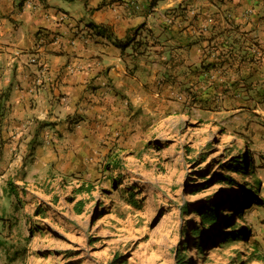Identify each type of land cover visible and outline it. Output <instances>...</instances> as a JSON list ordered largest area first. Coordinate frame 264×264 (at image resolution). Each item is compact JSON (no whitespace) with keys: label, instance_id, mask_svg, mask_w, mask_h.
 I'll use <instances>...</instances> for the list:
<instances>
[{"label":"rangeland","instance_id":"rangeland-1","mask_svg":"<svg viewBox=\"0 0 264 264\" xmlns=\"http://www.w3.org/2000/svg\"><path fill=\"white\" fill-rule=\"evenodd\" d=\"M229 46L195 82L160 69L154 83L138 76L132 102L119 96L81 132L68 118L73 137L57 134L30 159L34 149L6 147L0 129V264H264V55L255 43ZM145 47L133 41L132 52ZM242 156L254 164L244 179L226 171ZM256 182L262 203L239 213ZM209 201L223 210L217 225L201 221ZM232 229L242 237L224 241Z\"/></svg>","mask_w":264,"mask_h":264},{"label":"crops","instance_id":"crops-1","mask_svg":"<svg viewBox=\"0 0 264 264\" xmlns=\"http://www.w3.org/2000/svg\"><path fill=\"white\" fill-rule=\"evenodd\" d=\"M149 1L0 0V129L6 147L34 149L25 159L37 156L57 134L73 137L68 118L81 119L73 129L81 132L113 111L119 96L132 102L136 78L154 83L158 69L200 80L198 68L217 61L209 54L225 60L236 51L231 40L255 43L264 55V0H156L151 8ZM132 40L147 43L143 55L132 52ZM249 60L235 65L245 67ZM258 135L264 163V130Z\"/></svg>","mask_w":264,"mask_h":264},{"label":"trees","instance_id":"trees-1","mask_svg":"<svg viewBox=\"0 0 264 264\" xmlns=\"http://www.w3.org/2000/svg\"><path fill=\"white\" fill-rule=\"evenodd\" d=\"M156 0H150L147 4V7H153ZM254 170V164L252 161L247 160L244 156L238 157V159L232 160L231 164H229V168L226 170L229 174H237L242 179H244L246 176L251 175ZM224 184L229 187L232 191L239 190V185L236 184L234 178L231 176H225L224 178ZM8 189L10 188V193L8 192L7 195L15 193L14 186L11 182L7 183ZM236 189H233V188ZM258 190H259V183H253L250 186V189L243 190L242 192V201L237 206L239 208V213L242 211H245L251 204L260 205L262 203L260 198L258 199ZM208 205L201 204L197 207V209H203L204 212L200 215L201 221L206 222L207 225H211L216 223L217 225V210L223 211L221 208H219L218 204L216 202L209 201L207 203ZM226 223H228V219L226 220ZM215 225V224H214ZM233 227V226H232ZM198 228H193L190 232L191 235L199 234ZM224 241L231 240V239H240L242 236L240 231L232 229L230 231L224 232ZM176 264H184L183 258L181 256L176 257Z\"/></svg>","mask_w":264,"mask_h":264},{"label":"bare ground","instance_id":"bare-ground-1","mask_svg":"<svg viewBox=\"0 0 264 264\" xmlns=\"http://www.w3.org/2000/svg\"><path fill=\"white\" fill-rule=\"evenodd\" d=\"M177 115H174L171 119H169V121H174L177 117Z\"/></svg>","mask_w":264,"mask_h":264},{"label":"built area","instance_id":"built-area-1","mask_svg":"<svg viewBox=\"0 0 264 264\" xmlns=\"http://www.w3.org/2000/svg\"><path fill=\"white\" fill-rule=\"evenodd\" d=\"M31 62L35 64L37 61L35 59H32Z\"/></svg>","mask_w":264,"mask_h":264}]
</instances>
